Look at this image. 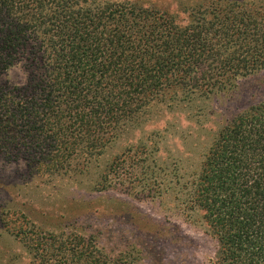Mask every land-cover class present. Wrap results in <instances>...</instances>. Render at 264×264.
I'll return each mask as SVG.
<instances>
[{
    "label": "trees",
    "instance_id": "obj_1",
    "mask_svg": "<svg viewBox=\"0 0 264 264\" xmlns=\"http://www.w3.org/2000/svg\"><path fill=\"white\" fill-rule=\"evenodd\" d=\"M181 14L0 0V158L48 177L83 173L154 104L226 93L264 70V0H206ZM15 68L19 80L4 78ZM134 149L105 167L98 190L127 160L153 169L140 157L146 147ZM174 176L178 200L202 213L216 243L213 264H264V101L218 130L197 170ZM79 238L33 237V264H121Z\"/></svg>",
    "mask_w": 264,
    "mask_h": 264
},
{
    "label": "rangeland",
    "instance_id": "obj_2",
    "mask_svg": "<svg viewBox=\"0 0 264 264\" xmlns=\"http://www.w3.org/2000/svg\"><path fill=\"white\" fill-rule=\"evenodd\" d=\"M100 1L143 3L182 16V10L206 0ZM20 77L15 68L4 78ZM262 101L264 70L239 79L226 93L176 107L154 104L83 173L48 177L31 171L23 160L0 158V264H33L31 240L43 235L81 237L92 250L121 264H213L216 243L202 213L186 210L178 200L174 175L197 170L218 130ZM141 145L146 151L140 157L153 169L145 174L127 160L111 177L112 188L98 190L105 167ZM154 159L157 164H149ZM150 184L154 191L149 195L143 188Z\"/></svg>",
    "mask_w": 264,
    "mask_h": 264
}]
</instances>
